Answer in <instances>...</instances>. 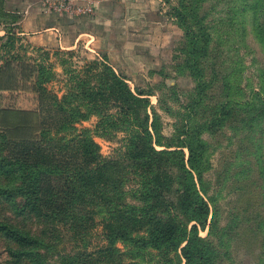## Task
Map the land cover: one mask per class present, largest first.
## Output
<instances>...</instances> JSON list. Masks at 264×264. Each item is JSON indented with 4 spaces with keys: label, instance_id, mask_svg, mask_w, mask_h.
Segmentation results:
<instances>
[{
    "label": "rangeland",
    "instance_id": "rangeland-1",
    "mask_svg": "<svg viewBox=\"0 0 264 264\" xmlns=\"http://www.w3.org/2000/svg\"><path fill=\"white\" fill-rule=\"evenodd\" d=\"M42 1L0 0V67L7 62L12 63L11 68L5 70L4 76L0 78L3 85L9 84L10 80L17 85L15 90H0V154L14 159L16 143H26L29 148H35L37 144L43 150L37 154L38 157L25 159L24 163L29 164L19 171L0 174V181L14 190L13 201L19 207H26L22 215H17L10 204L1 199L0 218H10L21 229L35 233L42 240L36 247L45 255L44 264H62L74 259L75 264H185L182 256L181 259L179 257V250L165 251V246L151 249L143 243H138L141 247L138 248L130 240L117 238L114 241L109 238L107 223L115 219L114 216L119 217L113 206L118 196L110 183L120 177L123 184L119 188L123 192L121 201L138 205L136 192L143 179L131 168L127 169L131 173L122 178L124 171L119 173L118 169L126 165L113 166L108 171H102L101 176H96L99 163L127 159L129 136L142 131L139 121L145 114L149 116L152 146L156 150H181L174 147L179 140L182 143L190 141L183 140V133L191 125L187 118V105L196 95L197 83L182 66L187 56L183 51L184 31L172 13L173 8L179 7V0H154L156 11L151 17L160 27L155 42H160L161 54L160 57L154 54V58L147 59L148 64L152 62L149 66L138 69L136 66L130 67L128 60H122V51L127 49H124L126 45L118 37L115 40L121 49H115L113 61L107 60L95 47H85L83 44L74 49L34 45L35 42L31 40L37 36L34 33L43 30V26L49 22L48 16L52 14L43 10ZM188 1L187 5L194 6V0ZM232 2H197L205 21H209L219 33L218 37L214 36L212 47L203 60L206 87L202 103L196 107L194 119L197 121L204 119L206 109L226 99L227 84L223 81L231 77L232 71L239 72L234 78H238V87L247 100L252 98L248 89L252 86L255 88L260 73H264V47L256 38L255 23L251 19L252 8L231 19L228 8ZM261 2L249 0L253 8ZM124 40H136L139 42L137 49L146 50L145 37L126 36ZM92 62L106 63L124 80L135 97L146 100L145 107H134L137 122L131 113L129 120L122 117L112 123H102L99 111L95 108L88 110L85 99L70 97L74 86L72 76L78 74L85 78V66ZM92 82L95 83V80ZM33 87L46 90V94L44 92L38 96ZM55 106L57 111L66 106L79 112H73L74 116L70 117L55 112ZM49 108L53 111L51 115L48 114ZM109 112L114 113L116 109L111 107ZM240 113H235L213 132L205 131L202 136L206 143V154L202 176L204 192L201 190L200 196L207 203L210 213L204 229L199 223L191 222L187 225V231L196 225L198 237L214 241L210 224L219 217L224 223L228 212L240 217L238 225L244 235V239L236 237L231 243L232 262L215 260L213 256L208 264H259V261L264 264V188L250 184L259 181L260 184L264 183V177H259L257 172L258 167L260 170L264 167V113L258 119L256 131L252 133L247 124L239 122L242 117ZM152 122L155 123V130L151 128ZM81 140L84 143L80 145ZM85 142L90 144L88 148H85ZM182 150L187 159V149ZM168 166L166 164L164 168L168 169ZM22 172H26L28 177H24ZM81 172H91L97 181L106 183L104 190L93 185L91 189L80 186L77 187L80 189L67 190V186L71 187V176ZM33 181L38 182L39 187L32 200H29L28 189L22 188L32 185ZM173 192L166 193L165 199L170 198ZM48 199L55 203L49 206ZM57 200L71 202L64 204L63 211L66 207L71 210L68 217L57 215ZM33 202L38 204L36 210L29 208ZM73 204L77 206V222L71 221L76 218L70 207ZM46 214L50 217L47 218ZM260 226L263 229L255 231ZM53 229V234H46ZM139 231L141 234L146 233L145 228ZM253 232L260 237L252 235ZM185 246L186 242L180 248ZM0 264H11L1 239Z\"/></svg>",
    "mask_w": 264,
    "mask_h": 264
},
{
    "label": "trees",
    "instance_id": "trees-1",
    "mask_svg": "<svg viewBox=\"0 0 264 264\" xmlns=\"http://www.w3.org/2000/svg\"><path fill=\"white\" fill-rule=\"evenodd\" d=\"M185 1L186 3H184ZM179 2V7L173 8L172 13L178 25L184 31L185 45L183 51H185L187 56L183 60L182 66L196 81V90L198 91H196L193 100L189 101L187 105L189 111L187 118L191 125L186 127L183 133V140L188 139L190 141L182 143L183 141L179 140L174 147L181 150H156L152 146L153 135L149 131V116L145 114L142 121H139L142 131L132 133L129 136L125 156L127 159L122 160V162L109 160L105 161L104 164L99 163L96 176H101L102 171L106 169L108 171L113 166L126 165L118 169L120 170L118 171L119 173L124 171L122 178L126 174L131 173L127 170L131 168L133 172H137V175L143 179L141 187L136 192L139 199L138 205H130L125 201H121L123 192L119 188L123 184L120 177L118 179L114 177L117 180L110 183L113 191H116L118 196V200L113 206L119 217L114 216L115 219H111V222L107 223L109 229L108 237L114 241L117 238L121 240L127 239L136 246H138V243H143L151 249L165 246V251L178 252L179 250V254H181L179 257L181 259L182 256L185 264H208V261L213 256L215 260H230L232 262V241L236 237L239 240L244 239V235L238 225L240 217L227 212L224 217V223L220 217L219 219H213L210 229L211 234L215 238L214 241H205L198 237V227L196 225H192L191 230L187 231V225L191 222L199 223V226L204 229L210 213L207 203L200 196V191H203L202 176L205 170L203 161L206 154V143L203 141L202 136L205 131L213 132L214 129L223 126L235 113L240 112L242 115H239L242 117L239 122L247 124L249 132L256 131L257 125L259 126L258 119L264 113V73H260L258 85L256 83L255 88L252 86V88L248 89L249 93H252V98L247 100L246 95L244 97L242 95V89L240 90L238 87V78H234L238 76L239 72L232 71L231 77L223 81L227 84L226 99L221 104L206 109L203 113L204 119L202 121L195 120L196 107L198 108L202 103V94L206 87L203 79V60L210 46L212 47L214 36L218 37L219 33L217 28H213L209 24V21H205L204 14L201 13V7L198 6V0H194V6L192 7L187 5L189 3L188 0H179ZM229 7L228 13L231 15V19L250 11V8H252L253 15L251 19L255 23L256 38L264 47V0L256 8H253V5L250 6L249 0H233L232 6ZM215 45H217V42ZM11 66L12 63L7 62L3 67H0V76L3 77L5 70L10 69ZM85 67V78L78 74L72 76L74 86L70 97L85 99V105L88 110L95 108L99 111L102 123H112L117 121V118L121 119L122 117H126L128 120L134 117L137 122L138 119L136 118L137 114L134 113V107L137 105L145 107L147 104L146 100L135 97L130 89L127 88L124 80L106 63L98 64L97 62H92ZM94 69L96 71H93ZM92 80H95V83ZM14 84V81L10 80L9 84L3 85L0 78V90H15L17 85ZM234 89H238V91ZM33 90L37 95L40 94L42 96L44 92L46 94V90L42 88L33 87ZM78 90H80V93ZM53 102L51 107H53ZM111 107L115 108L116 112L110 113ZM237 108L240 109V112ZM55 112L73 117V112L78 113L79 111L69 109L66 106L60 107L57 111V106H55ZM52 113V109L49 108L48 114L51 115ZM131 113L132 116L130 117ZM40 114L42 113L40 112ZM253 121L256 124H252ZM154 124L153 122L150 124L153 129L155 127ZM242 128L244 129V126ZM3 141L4 143L6 142L5 140ZM82 142L84 143L81 140L80 145ZM85 144V148L90 145L87 142ZM15 147L13 154L16 157L14 159L7 157L5 154H0V174L11 173L14 170L19 171L24 165L29 164L24 163L25 159L27 161L28 158L38 157L37 154L43 151L37 144L35 148H29L26 143H16ZM170 147L172 146H167V148ZM184 148L189 153L187 159L182 150ZM166 164L169 165L168 169L164 168ZM263 168L260 170L258 167L259 177H264ZM125 170L127 171L125 172ZM169 171L173 173H169ZM22 175L28 177L26 172H22ZM96 176L91 172L76 173L71 176V187L67 186V190L80 189L77 188L80 186L91 189L92 185L104 190L106 183L97 181ZM250 184H254L257 188H264V183L260 184V181L257 184L253 182ZM38 187V182L33 181L32 185L22 189H28L29 200H32V197L37 193ZM171 190L174 191L173 195L170 196L171 199L168 198L166 200V193ZM13 192L14 190L7 187L6 183L0 181V200H6L15 214L22 215L26 207H19L13 201ZM48 202L49 206L55 203L51 199H48ZM57 202L59 204V214L57 215L61 218L68 217L71 210L68 207H66L65 211L63 209L65 202L67 204H71V202H62L60 200H57ZM109 204L110 206L112 205L111 203ZM37 206V202H33L29 205V208L36 210ZM70 207L76 216L71 221L77 222V206L73 204ZM161 215L165 217H160ZM45 216L47 218L50 217L47 214ZM144 228L146 233L141 234L139 230H144ZM261 229L263 227H256L255 231L258 232ZM236 230L237 233L235 232ZM53 233L54 229L47 231L46 234ZM233 234L235 236L232 237ZM252 235L259 236L256 232H253ZM0 239L3 241L4 249L11 264H44L45 255L39 247H36L37 244H41L42 240L36 237L35 233L21 229L19 225L8 217L0 218ZM185 242L186 246L180 248ZM213 242H216V244L213 245ZM138 248L141 247L138 246ZM179 257L176 256L178 262ZM75 262L76 259L73 261L69 260L66 263L63 262L62 264H75ZM259 262V264H262V261Z\"/></svg>",
    "mask_w": 264,
    "mask_h": 264
},
{
    "label": "crops",
    "instance_id": "crops-1",
    "mask_svg": "<svg viewBox=\"0 0 264 264\" xmlns=\"http://www.w3.org/2000/svg\"><path fill=\"white\" fill-rule=\"evenodd\" d=\"M44 1L43 10L52 14L48 16L49 22L43 26V30L35 32L37 36L31 39L37 47L52 45L74 49L83 44L85 47H95L107 60L113 61L115 49L120 48L115 40L118 37L126 45L124 49H127L122 51V60H128L130 67H147L152 63L148 64L147 59L154 58V54L160 57V42H155L160 27L151 17L156 11L154 0H69L83 8L91 4L92 12L79 14L51 9ZM126 36L145 37L146 50H138L139 42L136 40L125 41Z\"/></svg>",
    "mask_w": 264,
    "mask_h": 264
},
{
    "label": "built area",
    "instance_id": "built-area-1",
    "mask_svg": "<svg viewBox=\"0 0 264 264\" xmlns=\"http://www.w3.org/2000/svg\"><path fill=\"white\" fill-rule=\"evenodd\" d=\"M44 4L58 11H63L68 14L90 13L92 12L91 4L83 8L82 6L74 5L69 0H45Z\"/></svg>",
    "mask_w": 264,
    "mask_h": 264
}]
</instances>
